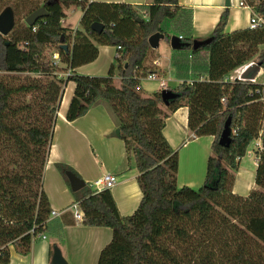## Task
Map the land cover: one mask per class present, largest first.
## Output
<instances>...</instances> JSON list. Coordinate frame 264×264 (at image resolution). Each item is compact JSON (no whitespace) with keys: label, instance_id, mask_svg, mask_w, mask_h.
Returning <instances> with one entry per match:
<instances>
[{"label":"trees","instance_id":"trees-1","mask_svg":"<svg viewBox=\"0 0 264 264\" xmlns=\"http://www.w3.org/2000/svg\"><path fill=\"white\" fill-rule=\"evenodd\" d=\"M23 1L31 4L25 16ZM243 2L252 15L264 19V0ZM76 5L83 15L81 30L74 31L62 21ZM9 7L15 26L8 36L0 34V264L10 262L11 249L28 255L44 237L53 246L64 245L66 223L51 216L44 172L68 82L75 90L67 120L106 106L121 130L129 168L142 192L129 216L120 214L109 189L97 191L86 184L73 192L82 224L112 231L97 264H264L263 95L260 85L225 81L246 63L264 68V31L248 26L225 33L227 8L208 37L212 41L194 49L199 39L192 36V11L179 0H153L141 7L92 0H13ZM41 7L48 15L28 26L26 17ZM93 23L105 26L100 34L92 31ZM173 29L178 32L172 34ZM156 33L168 44L172 36H182L183 47L173 50L172 60L179 84L169 88L178 97L168 105L161 98L163 90L152 97L142 95L145 75L161 74L147 66L152 51L148 40ZM99 47H120L107 76L77 73L98 59ZM181 107L189 110L188 126L195 136L214 138L199 189L178 187L179 151L163 132L166 120ZM228 119L232 142L223 147L219 138ZM257 140L258 189L246 197L236 195L235 174ZM56 167L68 184L67 171L80 177L66 164Z\"/></svg>","mask_w":264,"mask_h":264},{"label":"crops","instance_id":"crops-1","mask_svg":"<svg viewBox=\"0 0 264 264\" xmlns=\"http://www.w3.org/2000/svg\"><path fill=\"white\" fill-rule=\"evenodd\" d=\"M152 1L92 0V2L102 3H125L138 7L148 6ZM242 1L238 0L237 3L236 0H230V16L224 30L225 33L248 27L252 11L247 7L242 9L243 7L240 6ZM179 4L192 11V36L199 40L208 39L221 15L227 9L225 0H179ZM66 14L68 17V12ZM242 14H245V21H242ZM65 23L66 19L62 21V24ZM166 45V48L160 51V53H165L164 56L160 55L153 58L152 61V65L161 71L159 75L162 78L167 76L169 68H167V64L170 66L169 59L172 55V48L167 43ZM116 55V47H99L98 59L76 69V72L89 76H107ZM101 59H104V65L99 69L97 63ZM74 90L73 82L66 85L44 172V190L52 210L60 212L59 218H62L66 223L64 245L63 247L58 246L68 264H97L101 250L111 241L112 231L109 228L87 227L82 222L75 220L72 212V207L75 204L73 192L56 165L70 166L93 189H96L93 186L94 183L102 176L107 174L115 176L116 185L110 190L122 216L132 215L136 211L142 200V192L136 180V172L129 168L124 141L121 136H114L115 130L119 127L106 106L97 105L90 109L85 116L73 122L67 120L66 115ZM188 118V108H179L166 120L163 132L172 148L179 151L178 187L188 186L199 189L206 178L207 162L214 138L212 136H195L189 129ZM183 160L188 165L184 169L181 167ZM241 166L237 172L238 174L241 172L240 176L236 173L232 190L234 194L246 197L252 190L257 189L256 173L246 172L247 175L241 177L245 174ZM257 167L258 165L256 170ZM52 246V240L43 238L34 243L32 251L28 255H20L11 249V258L8 264H50L53 253Z\"/></svg>","mask_w":264,"mask_h":264},{"label":"water","instance_id":"water-1","mask_svg":"<svg viewBox=\"0 0 264 264\" xmlns=\"http://www.w3.org/2000/svg\"><path fill=\"white\" fill-rule=\"evenodd\" d=\"M226 6H230V0H226ZM48 15V12L46 11L45 7H41L37 10H35L33 13H31L28 17L25 19V23L32 27L34 26L39 19H42ZM15 26V15L12 8L8 7L6 8L1 14H0V34L3 36H8L10 32L13 30ZM104 25L101 23H93L91 26L92 31L100 34L103 29ZM164 39V36H162L160 33H156L152 36H150L148 42L151 47V49L156 50L160 46V41ZM213 37H210L205 40H195L193 42V48L198 49L206 44H209L212 41ZM170 46L173 50H179L183 47V44L180 41V38L177 36H172L170 39ZM62 49L68 50L67 45H62ZM260 66L258 64L251 65L245 72L242 74V79H255L258 73L260 72ZM178 97V94L173 92L169 89H164L161 92V98L165 104H169L170 101L175 100ZM231 119H228L227 122L224 125V129L221 133V136L219 138V144L223 147H229L232 142L231 137ZM114 136L120 137L121 136V130L120 128L116 129L114 132ZM66 177L68 179V182L70 184V188L72 192H77L82 190L86 187V182L78 177L75 173L71 171H67ZM51 264H68V261L64 257L62 250L58 245H54L53 247V253L51 257Z\"/></svg>","mask_w":264,"mask_h":264},{"label":"rangeland","instance_id":"rangeland-1","mask_svg":"<svg viewBox=\"0 0 264 264\" xmlns=\"http://www.w3.org/2000/svg\"><path fill=\"white\" fill-rule=\"evenodd\" d=\"M237 3H238V0H236ZM12 2L13 0H7V1H0V14L6 9L8 8L10 5H12ZM225 3H226V0H225ZM22 6V11L24 12L23 15L25 16V13H27V11L30 9L31 7V4L30 2L28 1H23L21 2ZM42 4V3H41ZM40 4V5H41ZM229 10H230V6L227 7ZM242 8V7H241ZM246 7H243L242 9H244ZM233 9V8H232ZM67 12H68V17L66 18V23L65 24H62V26L64 28H69L71 30H74L76 31L77 29L78 30H81V26H80V21H81V18H82V15H83V12H82V9L80 6L76 5V6H71L69 9H67ZM229 16H230V12H229ZM246 17H245V14H242V21H245ZM232 22V21H231ZM249 22H250V19L248 20V25L249 26ZM228 23V22H227ZM227 26V24H226ZM225 26V28H226ZM224 28V30H225ZM178 31L175 29L171 30V33H177ZM168 44V43H167ZM166 42L164 40L161 41V46L159 48V51L158 49L156 50H153L152 49V53H150L149 57H148V60H147V66L149 68H152V69H158L156 66L152 65V61H153V58H157L158 56L162 55L164 56L165 53H160V51L163 49V48H166ZM168 46H170V44H168ZM171 47V46H170ZM172 50V55L170 56L171 59L170 60V66L169 64H167V76L165 78H162L161 75H159V79H164L166 82H167V89H174L178 86L179 84V81L176 80L175 78V75H174V68L172 66V60H173V49ZM201 57V56H200ZM168 61V59H167ZM115 62V61H114ZM98 66H99V69H100V66H103L104 65V59L101 61H99L98 63ZM170 73V74H169ZM236 72L232 73V75H235ZM118 77V76H116ZM146 77V75H145ZM161 77V78H160ZM170 79V81H169ZM256 83L258 84H264V68L262 69V71L260 72V74L256 77V80H255ZM68 83H71V82H68ZM67 83V84H68ZM66 84V85H67ZM115 84L117 86L120 85V78H116L115 79ZM66 85L64 87V92H63V96H62V99L64 97V93H65V89H66ZM141 87H142V95L144 97H152L157 91L160 90V92L162 91L160 89V80L158 81H149L147 80L146 78H143L142 80V83H141ZM62 102V100H61ZM61 102H60V106H59V110H60V107H61ZM118 125V124H117ZM261 149V141L257 140L255 142H253L248 150H247V153H246V156L244 157L243 159V162H242V170L243 172L245 173L244 176H241V177H245L247 174L246 172L248 173H251V174H254L256 173V166L258 165V162H257V157H256V153L257 151H260ZM180 159V158H179ZM186 162H188V160L186 159ZM185 162V160H183L181 163V167H183V169L188 166L187 163ZM179 166H180V160H179ZM241 173V172H240ZM239 173V174H240ZM238 174V173H237ZM238 174V175H239ZM236 175V174H235ZM240 176V175H239ZM242 183V182H241ZM240 183V184H241ZM258 189V188H257ZM95 190V189H94Z\"/></svg>","mask_w":264,"mask_h":264},{"label":"built area","instance_id":"built-area-1","mask_svg":"<svg viewBox=\"0 0 264 264\" xmlns=\"http://www.w3.org/2000/svg\"><path fill=\"white\" fill-rule=\"evenodd\" d=\"M80 1H82V0H80ZM240 6L249 8L248 6H246V4H244L243 1L240 3ZM249 28L251 30H262V31H264V19L262 17L256 15V14H253L251 16V18H250ZM179 38L181 40L182 36H180ZM119 49H120V47H118L117 50H119ZM116 57H119V55L117 54ZM57 58H58V55H55V59H57ZM253 64H256V63L255 62H249V63H246V64L242 65L241 67L236 69V70H238V74L236 76H233L231 78H226L225 81L227 83H234L237 80V81H240V82H247V83L260 85V89L258 90V93L263 95L262 101H264V84L256 83L255 82L256 78L255 79H242L241 78V76L245 72V70H247ZM261 71H262V69H260V72ZM260 72L258 73V75L260 74ZM145 78L147 80H149V81H158V80H160V89L161 90L167 89V82L164 79H159V76L157 74L150 73ZM116 182H117V179H116L115 176H113L111 174H107V175L102 176L100 179H98L94 183L93 186L96 188L97 191H102V190H105V189H109L110 190L116 185ZM72 212H73L75 220L78 221V222H82L83 213L80 210V208H79L77 203H75L74 206L72 207ZM59 215H60V212H58V211H54L53 210L52 213H51L52 218L59 217Z\"/></svg>","mask_w":264,"mask_h":264},{"label":"bare ground","instance_id":"bare-ground-1","mask_svg":"<svg viewBox=\"0 0 264 264\" xmlns=\"http://www.w3.org/2000/svg\"><path fill=\"white\" fill-rule=\"evenodd\" d=\"M234 72H236V74H235V75H232V74H231V75L229 76V78H231V77H233V76H236V75L238 74V70H236V71H234ZM234 72H233V73H234Z\"/></svg>","mask_w":264,"mask_h":264}]
</instances>
